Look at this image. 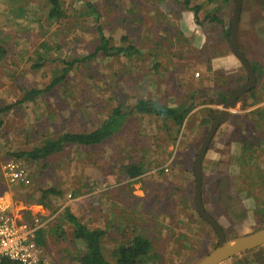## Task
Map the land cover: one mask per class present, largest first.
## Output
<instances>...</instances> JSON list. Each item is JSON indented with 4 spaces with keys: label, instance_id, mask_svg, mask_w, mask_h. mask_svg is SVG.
Instances as JSON below:
<instances>
[{
    "label": "rangeland",
    "instance_id": "1",
    "mask_svg": "<svg viewBox=\"0 0 264 264\" xmlns=\"http://www.w3.org/2000/svg\"><path fill=\"white\" fill-rule=\"evenodd\" d=\"M57 1L66 16L58 21L48 18L49 0H0V108L29 90H45L64 62L90 55L99 28L110 46L138 54L76 63L62 83L1 115L0 197L14 215L45 223L42 244L34 236L41 264H81L85 247L66 209L105 232L109 263L141 236L151 244L147 264H197L217 238L194 210L195 159L222 97L247 81L240 62V77L212 70L214 57L231 52L221 28L203 19L216 16L228 28L234 0H191L201 7L199 24L178 0ZM240 25L239 46L259 70L257 85L233 104L202 163V202L227 239L264 229V0H244ZM138 99L191 111L182 128L134 114L97 146L69 145L38 161L13 156L65 133L91 132L113 109ZM10 162L25 170L24 183L7 180ZM221 264H264V246Z\"/></svg>",
    "mask_w": 264,
    "mask_h": 264
},
{
    "label": "trees",
    "instance_id": "2",
    "mask_svg": "<svg viewBox=\"0 0 264 264\" xmlns=\"http://www.w3.org/2000/svg\"><path fill=\"white\" fill-rule=\"evenodd\" d=\"M182 1L183 6L186 10L192 12L193 20L195 24H199L201 21L198 17V14L201 10L200 6H191V0H178ZM50 11L48 13V18L50 20H61L64 19L65 13L61 9V5L57 0H49ZM90 11L96 13L92 6H88ZM203 21L210 23H215L221 28L223 38L228 42L230 36L231 23L228 28H225L223 21L216 16H206ZM99 35V44L94 49V51L82 58L72 60L71 62H64L65 68L62 71V74L54 79L50 85L45 90L32 89L23 94V97L20 101L16 102L13 105L5 106L0 108V117L4 113L10 111L14 106L23 104V103H33L37 98L42 96L44 93L50 91L55 86L62 83L76 63H84L91 60L97 59H106L119 56L121 54L133 55L138 54V51L132 47L128 48H113L109 45L107 38L104 36L102 30L98 29ZM4 53V50L0 48V57ZM44 59L42 56H39V64L37 67L41 66V63ZM255 73L259 70L257 66H252ZM226 97H222V101H225ZM238 101V100H237ZM191 111V107H186L184 105H178L175 107H166V106H156L149 99H138L134 103H124L119 107L113 109L108 118L100 124L98 128L88 133H65L58 136L55 139L46 140L42 146L31 150L30 152H20L15 153L13 156L17 159H28L32 161L44 160L53 154L61 152L64 147L69 145H76L81 147H91L101 144L103 141L111 138L114 134L118 133L128 117L139 114V115H150L157 118H163L171 120L176 127L182 128L184 122ZM3 123L0 118V128ZM134 170H130L129 173H132ZM135 174H131L133 177ZM130 176V177H131ZM53 190H47L43 194L49 195L54 194ZM64 218L74 229L73 235L74 238L81 242L85 247V254L82 257L81 264H112L105 260L102 252V239L105 236V232L100 229H89L85 225L81 224L78 219L73 216L68 209L64 212ZM37 244H42L41 233H37ZM151 248L149 241L143 239L141 236H135L127 245L119 248L118 259L115 264H147V255ZM0 264H18L11 262L9 260H2ZM114 264V263H113Z\"/></svg>",
    "mask_w": 264,
    "mask_h": 264
},
{
    "label": "water",
    "instance_id": "3",
    "mask_svg": "<svg viewBox=\"0 0 264 264\" xmlns=\"http://www.w3.org/2000/svg\"><path fill=\"white\" fill-rule=\"evenodd\" d=\"M243 1L244 0H234V9L231 18L228 44L231 54L240 62L244 71L246 72L247 81L234 90V92L228 96L222 104L218 116L211 122L209 130L200 145L194 163V210L198 217L211 227L217 238V244L215 248L204 258H202L197 264H221L237 255L250 252L264 246V229L245 236L227 239L222 228L206 212L202 202V163L213 136L215 135L218 128L228 121L230 110L233 104H235L242 96L253 90L257 85L256 73L254 72L252 65L241 51L238 43V32Z\"/></svg>",
    "mask_w": 264,
    "mask_h": 264
},
{
    "label": "built area",
    "instance_id": "4",
    "mask_svg": "<svg viewBox=\"0 0 264 264\" xmlns=\"http://www.w3.org/2000/svg\"><path fill=\"white\" fill-rule=\"evenodd\" d=\"M10 183H24L25 170L15 162L5 168ZM45 225L38 218L29 221L18 218L11 210V203L0 197V261L9 260L18 264H41L34 243L35 234Z\"/></svg>",
    "mask_w": 264,
    "mask_h": 264
},
{
    "label": "crops",
    "instance_id": "5",
    "mask_svg": "<svg viewBox=\"0 0 264 264\" xmlns=\"http://www.w3.org/2000/svg\"><path fill=\"white\" fill-rule=\"evenodd\" d=\"M241 14H242V9H241ZM240 23H241V16H240ZM240 26H239V30H240ZM210 66L212 70H214L215 72H224L227 76L235 75L237 77H240L241 74L243 73V71L240 68L241 66L239 65V61L237 62V59L232 54H228V53L221 54L219 57H214L211 60ZM15 216L22 219L21 218L22 216H18V215Z\"/></svg>",
    "mask_w": 264,
    "mask_h": 264
},
{
    "label": "flooded vegetation",
    "instance_id": "6",
    "mask_svg": "<svg viewBox=\"0 0 264 264\" xmlns=\"http://www.w3.org/2000/svg\"><path fill=\"white\" fill-rule=\"evenodd\" d=\"M252 91V90H251Z\"/></svg>",
    "mask_w": 264,
    "mask_h": 264
}]
</instances>
